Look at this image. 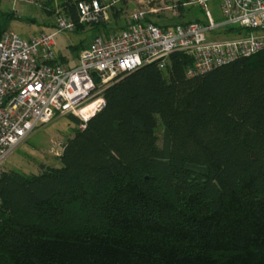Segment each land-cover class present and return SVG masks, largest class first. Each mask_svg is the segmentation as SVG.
<instances>
[{
  "label": "trees",
  "instance_id": "16d2710c",
  "mask_svg": "<svg viewBox=\"0 0 264 264\" xmlns=\"http://www.w3.org/2000/svg\"><path fill=\"white\" fill-rule=\"evenodd\" d=\"M79 1L61 0L75 21ZM191 65L106 89L61 168L0 172V264H264V50Z\"/></svg>",
  "mask_w": 264,
  "mask_h": 264
},
{
  "label": "built area",
  "instance_id": "2783aa9c",
  "mask_svg": "<svg viewBox=\"0 0 264 264\" xmlns=\"http://www.w3.org/2000/svg\"><path fill=\"white\" fill-rule=\"evenodd\" d=\"M121 1L81 0L77 21L61 10L56 31L32 40L4 32L0 169L19 145L57 116H74L80 120L79 129L85 130L105 107L106 89L143 66L156 64L164 70L170 56L182 52L192 58L187 76L196 77L264 50V0H146L132 10L124 29L96 37L80 51L75 64L56 56L57 34L106 22ZM213 1H220V23L208 8ZM188 6H198L206 19L173 25L158 22L162 15L177 16Z\"/></svg>",
  "mask_w": 264,
  "mask_h": 264
},
{
  "label": "rangeland",
  "instance_id": "374dc122",
  "mask_svg": "<svg viewBox=\"0 0 264 264\" xmlns=\"http://www.w3.org/2000/svg\"><path fill=\"white\" fill-rule=\"evenodd\" d=\"M145 2L146 0H123L112 10L106 22L79 28L74 33L57 34L56 56L69 63L74 62L79 50L91 44L96 37L109 36L124 29L128 25V17L132 10L145 5ZM61 4V0H0V35L12 31L25 40H32L45 33H54L56 15L62 10ZM208 8L214 20L220 23L222 21L220 1L209 2ZM183 11L184 13H178L177 16H172L173 18L162 15L158 22L173 25L206 19L205 13L198 6H188ZM78 130L79 125H76L70 116H57L52 122L39 127L19 145L0 172L11 170L30 175L39 174L44 167L61 168L59 157L63 147ZM161 134L162 127L159 129V136Z\"/></svg>",
  "mask_w": 264,
  "mask_h": 264
},
{
  "label": "crops",
  "instance_id": "0c3cea01",
  "mask_svg": "<svg viewBox=\"0 0 264 264\" xmlns=\"http://www.w3.org/2000/svg\"><path fill=\"white\" fill-rule=\"evenodd\" d=\"M58 57V56H57ZM59 59H63L62 57H58ZM77 59H78V55L77 57L75 58L74 62H72L71 64H75L77 62Z\"/></svg>",
  "mask_w": 264,
  "mask_h": 264
}]
</instances>
